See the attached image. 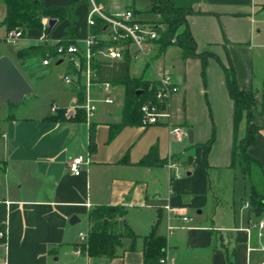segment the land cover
<instances>
[{
    "label": "crops",
    "instance_id": "0c3cea01",
    "mask_svg": "<svg viewBox=\"0 0 264 264\" xmlns=\"http://www.w3.org/2000/svg\"><path fill=\"white\" fill-rule=\"evenodd\" d=\"M43 1L48 6L64 7L82 0ZM172 1L194 12L187 18L188 25L197 53L204 58L184 61L178 46L162 52L157 47L153 63L132 61L129 75L151 82H157L166 71L173 75L180 87L172 101L174 122L187 132L193 130V143L188 138L181 143L172 140L164 123L127 125L112 138V129L124 119L126 87L101 81L97 65L98 85L92 95L98 100V108L91 118L81 107L82 86L64 81L66 75L75 74L70 63L59 88L46 81L42 76L46 72L24 75L23 68L30 59L17 58L16 63L14 54L17 57L19 50L33 44L57 45L65 23L56 20L49 32L51 19L44 18L47 41H39L43 30L29 29L16 46H10L5 43L9 31L3 23L7 8L0 0V57L9 56L17 64L33 87L32 94L42 87L41 79L50 89L46 105L35 114L29 110L22 115L20 106H0V202L7 208L6 244L0 245V264H144V238L154 229L166 238V259L173 264H264V229L260 232L258 228L264 222V211L255 213L246 207L250 180L232 166L235 103L228 91L226 72L232 68L238 87L256 95L252 112L259 133L248 153L262 166L254 168L251 182L264 194V0ZM141 2L102 0L98 4L109 14L130 9L141 21H155L157 17L150 12L152 0H144L147 7H141ZM90 9L89 0H84L76 10L73 34L81 47L91 31ZM143 16L151 19L144 20ZM98 34L105 38L104 30ZM33 58L41 59L44 67L53 60H59L57 65L64 63L63 58L56 57L44 65L41 56ZM133 64L139 66L134 74ZM103 83L112 85L109 92ZM106 97L114 102L105 103ZM53 104L58 105L56 112L51 111ZM62 111L65 121L49 119ZM246 131L245 112L237 138H244ZM92 132L96 143L93 152ZM155 146L160 163H141ZM171 153L183 173L175 181L173 192L172 173L165 167ZM76 156L87 161L80 176L68 168ZM106 205L123 206L124 220L139 238L136 242L125 238L113 259L78 254L76 249L84 242L80 233L89 235L90 212ZM183 216L192 221L182 222ZM86 226L88 232L82 231ZM169 226L174 227L172 232Z\"/></svg>",
    "mask_w": 264,
    "mask_h": 264
},
{
    "label": "trees",
    "instance_id": "16d2710c",
    "mask_svg": "<svg viewBox=\"0 0 264 264\" xmlns=\"http://www.w3.org/2000/svg\"><path fill=\"white\" fill-rule=\"evenodd\" d=\"M6 8L7 15L4 25L8 31L22 30L23 36L29 29L43 30V19H55L58 24L65 23L64 33L60 41L55 46L47 44H33L17 52L20 61H26L33 57L41 56L44 59L56 58L57 48L60 45H71L77 43L73 29L77 21V7L84 0L70 6L56 7L44 4L43 0H1ZM101 2L102 0H97ZM157 19L155 22L161 26L159 29L160 38L158 47L160 52L170 46H178L181 49V57L184 61L189 58L201 57L204 55L197 53L196 42L191 34L188 25V16L194 14L190 9L177 7L172 0H152L151 11ZM135 13V12H134ZM103 30L101 20H97V25L93 28L94 33ZM131 60L126 58L120 63L110 64L105 61H98V75L101 81L112 83H122L126 87V101L124 107V119L122 124L116 126L111 131L113 138L123 127L127 125H142L141 106L148 101H156L157 82L143 81L141 78H131L129 66ZM17 65V64H16ZM19 68V67H18ZM228 91L235 103V138L233 145L232 166L239 170L245 179H249L247 199L250 210L255 213L264 211V194L251 182V177L255 167L262 166L253 159L248 149L257 139L259 129L253 123V108L256 106V95L253 91L241 90L238 87L236 77L232 68L227 69ZM143 91L142 94H138ZM83 96L81 95L80 101ZM247 114V131L242 139L237 138V127L242 116ZM55 121H65V112L62 111L56 116L49 118ZM74 118H70L73 120ZM77 119V118H76ZM212 138L207 144L209 149L213 143ZM91 150L96 149L95 136L92 132ZM143 164H158L159 149L152 147L149 153L142 159ZM264 172V171H263ZM126 210L123 206H97L89 214L90 231L87 240L81 244L82 253L90 258L113 259L118 255V249L123 247L125 238L136 242L139 238L126 224L124 218ZM7 234V208L6 204L0 202V245L6 244ZM2 235V236H1ZM144 264H161L166 257L167 241L159 235L156 229L144 238ZM135 249V245L131 250Z\"/></svg>",
    "mask_w": 264,
    "mask_h": 264
},
{
    "label": "built area",
    "instance_id": "2783aa9c",
    "mask_svg": "<svg viewBox=\"0 0 264 264\" xmlns=\"http://www.w3.org/2000/svg\"><path fill=\"white\" fill-rule=\"evenodd\" d=\"M89 3L91 9L88 24L91 31L84 40L85 46L81 47L75 43L60 45L57 48V59H68L75 70V74L64 77L65 83L81 85L83 88L84 103L81 107L85 110L87 118L93 117L98 108V100L92 95L93 88L98 85L96 73L98 61L114 62L129 58L131 62L145 60L147 64H152L160 38L159 29L161 28L155 22L141 21L133 10L125 9L115 14H109L98 4L97 0H89ZM98 19L103 24L105 38L93 32ZM47 29L45 27L40 35V42L48 40L49 32ZM22 37V30L9 31L5 43L16 46ZM50 59H45L44 65H50ZM102 86L106 92H109L112 87L110 83H103ZM179 92L180 87L175 82L173 75L168 71L164 72L157 81L156 101H148L141 106V124L144 127H149L164 123L169 129L172 140L181 143L188 138L187 130L175 124L172 109L173 98ZM103 101L107 104L114 102L112 97H106ZM57 110L58 105L53 104L51 111L56 112ZM84 164H87V161L83 156L73 157L68 162L69 171L74 176H80ZM165 167L172 173L171 192H173L175 181L181 179L183 173L180 163L172 153L167 158ZM246 207H249V203L246 204ZM166 209L171 210L170 206H166ZM181 220L186 224L192 221L188 216H183ZM258 228L261 232L264 229V222H260ZM173 230L174 227L169 226V231L172 232ZM260 235L262 234L260 233ZM80 238L85 241L88 235L80 233ZM76 251L78 254H83L80 247ZM161 264L173 263L168 262L165 257Z\"/></svg>",
    "mask_w": 264,
    "mask_h": 264
},
{
    "label": "rangeland",
    "instance_id": "374dc122",
    "mask_svg": "<svg viewBox=\"0 0 264 264\" xmlns=\"http://www.w3.org/2000/svg\"><path fill=\"white\" fill-rule=\"evenodd\" d=\"M146 1V0H145ZM141 7H147L146 2H141ZM144 20H150L151 18L148 16H143ZM14 49L16 47H13ZM14 59L16 61V63H18V59L17 57H15L14 54ZM64 59V58H63ZM59 62V60H53L51 65L49 67H44L42 65L41 59L38 58H32L30 60H28L26 62L25 67L23 68L24 70V75H30L33 73H43L46 72L45 74L43 73L42 76H46V81L47 80H51L53 85L57 88L60 87V84H63V76H64V70L67 66V64L69 63L68 59H64V63L61 65H57ZM139 66L133 64L131 67V72L134 74L136 72V70H138ZM42 80V79H41ZM39 80L40 85L42 86L40 89H38V92L36 93V95L32 94L31 96L26 97V99L24 100V102L22 104H11V103H5L8 105L5 106H12V108H17L15 106H20L19 108L22 110L21 114L22 115H26L29 110L31 112H33L34 114L39 112V110H41L43 108L44 105H46V97L49 94L50 89L48 88L46 81L44 82V80ZM39 86V84H38ZM4 106H2L3 108ZM5 108V107H4ZM256 176V175H255ZM256 180L258 181L257 177ZM261 183V182H260ZM82 231L84 232H88V227H83Z\"/></svg>",
    "mask_w": 264,
    "mask_h": 264
},
{
    "label": "water",
    "instance_id": "95a60500",
    "mask_svg": "<svg viewBox=\"0 0 264 264\" xmlns=\"http://www.w3.org/2000/svg\"><path fill=\"white\" fill-rule=\"evenodd\" d=\"M55 19L49 21V32L56 24ZM33 93V87L22 74L18 66L9 56L0 57V106L5 103L14 105L23 102L24 98ZM139 91L138 94H142ZM188 139L191 143L194 141L193 130H188ZM73 223V222H71Z\"/></svg>",
    "mask_w": 264,
    "mask_h": 264
}]
</instances>
